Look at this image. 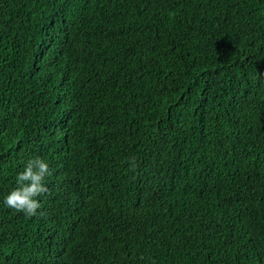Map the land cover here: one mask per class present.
I'll return each instance as SVG.
<instances>
[{"label": "trees", "instance_id": "16d2710c", "mask_svg": "<svg viewBox=\"0 0 264 264\" xmlns=\"http://www.w3.org/2000/svg\"><path fill=\"white\" fill-rule=\"evenodd\" d=\"M0 264H264V0H0Z\"/></svg>", "mask_w": 264, "mask_h": 264}, {"label": "clouds", "instance_id": "9594fccd", "mask_svg": "<svg viewBox=\"0 0 264 264\" xmlns=\"http://www.w3.org/2000/svg\"><path fill=\"white\" fill-rule=\"evenodd\" d=\"M52 175L49 163L40 156H33L27 160L23 171L15 176V187L3 196L5 207L22 212L31 217L41 208L38 197L47 191L46 180Z\"/></svg>", "mask_w": 264, "mask_h": 264}]
</instances>
